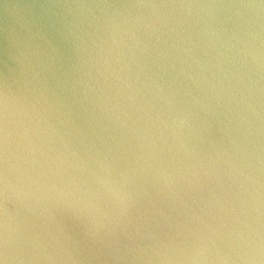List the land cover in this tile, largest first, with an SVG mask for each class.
<instances>
[{"label":"clouds","instance_id":"9594fccd","mask_svg":"<svg viewBox=\"0 0 264 264\" xmlns=\"http://www.w3.org/2000/svg\"><path fill=\"white\" fill-rule=\"evenodd\" d=\"M0 264H264V0H0Z\"/></svg>","mask_w":264,"mask_h":264}]
</instances>
